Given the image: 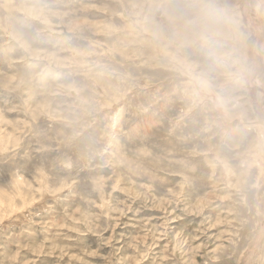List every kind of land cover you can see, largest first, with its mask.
<instances>
[{
  "label": "rangeland",
  "instance_id": "374dc122",
  "mask_svg": "<svg viewBox=\"0 0 264 264\" xmlns=\"http://www.w3.org/2000/svg\"><path fill=\"white\" fill-rule=\"evenodd\" d=\"M0 264H264V0H0Z\"/></svg>",
  "mask_w": 264,
  "mask_h": 264
},
{
  "label": "clouds",
  "instance_id": "9594fccd",
  "mask_svg": "<svg viewBox=\"0 0 264 264\" xmlns=\"http://www.w3.org/2000/svg\"><path fill=\"white\" fill-rule=\"evenodd\" d=\"M206 11L208 12V14H212L214 12V9L211 7V4L209 3V5L206 8Z\"/></svg>",
  "mask_w": 264,
  "mask_h": 264
}]
</instances>
